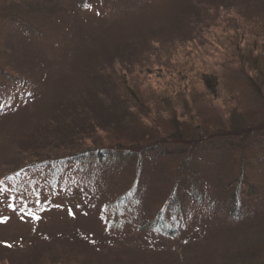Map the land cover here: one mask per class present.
Masks as SVG:
<instances>
[{"label": "rangeland", "instance_id": "374dc122", "mask_svg": "<svg viewBox=\"0 0 264 264\" xmlns=\"http://www.w3.org/2000/svg\"><path fill=\"white\" fill-rule=\"evenodd\" d=\"M13 1L17 3L15 8L20 5L22 9L24 0ZM27 2L32 3V0ZM38 3L39 12H33V15L37 19L35 27L41 30V39L36 42L35 38L27 36L23 39L26 36H22L17 48L22 54L27 52L35 56L37 66L33 73H41L40 83L44 82L46 73L49 78H45L47 82L41 89L43 95L33 101L32 107L0 119V168L8 166L0 169V177L8 176L9 182H14L10 162L15 165L14 170L22 166L20 157L14 156L20 149L16 144L30 137L34 125L51 112L56 103L83 110L85 119H78L76 127L74 124L69 131V126L65 125L67 117H59L62 113L59 109L57 118L51 115L47 120L54 121L49 126L51 131L44 130L38 135L35 132L39 137L32 138H46L52 145L64 141L67 134L85 136L88 141H102L112 131L114 123L123 118L125 108L116 99V90L125 76L129 81L138 82L145 96L153 97L167 90L182 89L180 86L186 81L192 82L191 87L201 70L219 75L227 68L236 70L231 63L236 61L235 49L239 46L252 47L257 41L259 48L264 47L262 35L251 37L249 29L242 28L243 23H239L242 9L259 6L264 14V0H158L154 7H140L136 0H84L82 6L78 0H38ZM61 6L67 11L57 12V7L61 9ZM209 10L215 12L213 21L205 16ZM233 22L236 28L239 25L237 31L231 27ZM5 41L0 38V45L7 51L5 46L15 40L8 38L9 45L4 46ZM149 43L164 48L160 58L150 55V49L140 50ZM157 64L163 67L154 71ZM148 68L153 70L147 72ZM231 77L237 81L241 74ZM194 84L197 86V82ZM12 92L13 98L18 95ZM19 92L21 101L31 103L29 94ZM202 92L201 85L197 86L194 95ZM216 106L224 117L221 105L216 103ZM148 107L146 110L150 109L154 114L157 107L161 108L160 105ZM91 122L96 123L97 131L89 129ZM257 139L250 138L249 141ZM47 152L51 153L50 150ZM245 152L242 154L247 156ZM234 154H218L202 168L207 174L204 177L207 182H204L210 186L209 191L216 190L215 195L237 177L239 163L236 166L237 153ZM249 157L250 166L243 167L244 175L255 184L261 183L257 186L260 191L258 201L264 209V154L257 156L251 150ZM15 158H18L17 162ZM26 158L37 159L36 156ZM173 159L177 158L170 157L168 162L162 163L165 166L162 170L159 164L147 163L149 169L152 168V176L161 175L151 178L154 184L149 215H154L162 206V199L165 201L169 197L172 188L161 178L177 167ZM133 175V169L127 170L123 186L120 179L121 185L114 190L109 186L103 190L98 186L90 187L81 198H58L47 188L40 194L29 192L28 185L34 183L28 180L3 187L4 182L0 180V264L10 258L6 242L16 241L50 245L54 253L72 254L85 264H228L238 258L243 247L264 248V213L257 217L251 214L243 221L235 222L222 200H217L212 212L193 218L187 234L175 240H156L147 232L139 236L136 226H130L132 228L125 235L109 238L106 231L111 216L109 206L114 197L127 190ZM42 182L36 184L39 186Z\"/></svg>", "mask_w": 264, "mask_h": 264}, {"label": "trees", "instance_id": "16d2710c", "mask_svg": "<svg viewBox=\"0 0 264 264\" xmlns=\"http://www.w3.org/2000/svg\"><path fill=\"white\" fill-rule=\"evenodd\" d=\"M27 1H22V9L20 5L18 9L15 8L17 3L13 0L0 2V38L6 40L2 44H8V38L15 40L8 47L5 46L7 51L0 45V119L9 118L31 106L40 94L43 95L42 86L47 82L45 78H49L46 73L44 82L40 83L41 73H33L37 66L35 56L27 52L22 54L17 48L22 36H26L23 39H27V36L35 38L36 42L41 39V30L35 27L37 19L33 15V12H39L38 0H32V3ZM78 1L80 6L84 4V0ZM136 1L140 7H154L158 2ZM258 7L242 9L239 23H243L242 28L249 29L251 37L260 38L262 35L264 39V14ZM56 11L67 10L61 6ZM214 14L211 10L205 12V16L212 21ZM234 22L231 27L237 31L239 25L236 28ZM243 39L244 37L241 38L242 41ZM253 43L252 47L239 46L235 49L236 61L231 65L236 70L227 68L222 75L202 70L198 72L194 83L201 85V95H194L197 86L193 83L190 87L192 82L186 81L180 86L182 89L167 90L147 97L141 92L138 82L129 81L125 76L116 90V99L125 108L123 118L114 123L112 131L102 141H88L84 139L85 136L73 137L69 134L63 137L64 141H56L53 145L46 138L36 139L39 136L35 132L38 135L44 130L51 131L49 126L54 121L47 120L51 115L57 118L59 109H62L59 117H67L68 122L65 125L69 126V131L74 124L76 127L78 119H85L83 110L66 108L61 102L56 103L52 111L34 125L30 137L16 144L20 149L14 156L20 157L19 163L22 166L14 170L16 167L10 162L9 166L13 168L10 175L14 182H9L8 176L0 177L4 182L3 187L28 180L34 183L28 185L29 192L40 194L47 188L58 198H81V194L90 187L98 186L103 190V187L109 186L114 190L121 185L120 179L123 180V186L125 173L133 169V182L127 185L129 187L122 195L114 197L109 206L111 216L106 229L109 238L125 235L132 228L130 226H136L139 236H142V232H147L156 240H175L184 233L187 234L186 230L193 223V218L197 219L204 212L215 210L217 200L225 203L229 216L235 222H241L251 214L256 217L261 215L264 209L258 201L260 191L257 188L261 183L255 184L247 180L243 170L245 165V169L250 166L251 150L257 156L264 154V47L259 48L257 41ZM148 49L151 51L150 55L160 58L164 48H156L149 43L140 50ZM115 62L122 63L118 60ZM155 66L154 71L163 67L159 64ZM151 70L153 68H148L147 72ZM236 73L241 74L240 79H243L239 83L240 79L236 81L231 77ZM11 90L18 95L13 98L10 95ZM19 91L29 94L31 103L21 101L22 95ZM250 97L255 100L249 99ZM216 103L223 108L224 117L218 112ZM149 105H160L161 108L157 107L154 114L150 109L146 110ZM94 125L96 123L91 122L89 129L97 131ZM33 136L35 137L32 138ZM255 137L259 139L249 141ZM53 151L57 154L53 155ZM244 151L247 156L242 154ZM234 153H237L236 166L239 163L237 177L226 187L221 186L223 190L215 195L216 190L212 188L209 191L210 186L204 182L207 174L202 168L209 165L210 160L218 154L235 156ZM26 156H36L37 159L31 160ZM170 157L177 158L173 159L176 160L177 167L170 173H164L161 180L167 182L172 189L167 200L162 199V206L155 210V214L149 215V200L154 184L152 179L160 178L161 175L152 176V168L149 169L147 163L159 164V169L162 170L165 166L161 164L168 162ZM15 159L17 162L18 158ZM5 167L8 166L4 165L0 169ZM37 181L43 182L38 186ZM214 186L217 187L216 184ZM18 243L6 242V246L10 248V254L7 255L10 258H3V262L6 259L4 264H85L72 254L54 253L50 245L42 246L29 241ZM263 249L261 246H254L253 249L243 247L238 252V258L228 264H264Z\"/></svg>", "mask_w": 264, "mask_h": 264}]
</instances>
